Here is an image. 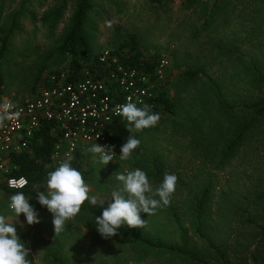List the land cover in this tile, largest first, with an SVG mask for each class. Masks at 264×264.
Masks as SVG:
<instances>
[{"label": "rangeland", "instance_id": "obj_1", "mask_svg": "<svg viewBox=\"0 0 264 264\" xmlns=\"http://www.w3.org/2000/svg\"><path fill=\"white\" fill-rule=\"evenodd\" d=\"M93 1L96 12L87 28L90 63L100 50H119L134 36L147 60L169 61L165 91L174 109L173 114L159 113L154 127L136 131L130 125L140 152L129 160H120L118 149L114 161L104 167L93 163L91 145L79 148L89 196L110 198L118 187L113 174L136 168L147 173L153 187L159 184L153 177L157 168L175 174V191L167 206L154 214L141 213L146 222L142 228L123 226L117 236L105 239L96 230L95 216L83 211L55 233L52 214L29 195L40 223L28 226L22 214L15 221L7 207L12 194L0 184V215L14 221L30 264H222L219 254L194 234L196 201L205 190L203 235L225 252L228 264H264L258 228L264 227L259 196L264 197V117L229 149L242 126L254 118L253 111L240 105L264 100V85L254 83L253 67L264 74V0H164L162 5L149 0ZM75 3L0 0L2 96L30 97L49 75L69 68L70 57L60 55L58 48ZM61 6L63 16L55 28L51 21L43 23L47 12ZM13 19L16 28L6 37L3 31L11 29ZM186 73L198 74L188 78ZM219 94L232 108L221 105ZM44 186L36 190L42 192ZM110 202L84 204L100 216Z\"/></svg>", "mask_w": 264, "mask_h": 264}, {"label": "built area", "instance_id": "obj_2", "mask_svg": "<svg viewBox=\"0 0 264 264\" xmlns=\"http://www.w3.org/2000/svg\"><path fill=\"white\" fill-rule=\"evenodd\" d=\"M123 59V53L102 49L90 68L78 73L69 68L57 71L30 97L11 99L0 93V184L4 189L16 192L28 186L25 178L10 176L15 170L10 157L28 151L44 125H50V133L57 138L52 165L58 166L69 157L71 162L76 160L82 145L112 146L111 127L117 122L128 124L116 114L117 105L142 102L157 111L169 61H152V70L147 72L145 67L126 66ZM113 151L117 156L118 149Z\"/></svg>", "mask_w": 264, "mask_h": 264}, {"label": "clouds", "instance_id": "obj_3", "mask_svg": "<svg viewBox=\"0 0 264 264\" xmlns=\"http://www.w3.org/2000/svg\"><path fill=\"white\" fill-rule=\"evenodd\" d=\"M138 103L142 104L129 101L117 105L115 112L136 131L154 127L160 115L153 112L149 105L138 106ZM139 144V139L129 135L120 148V160H129ZM113 148L93 143L88 152L94 164L105 167L117 157ZM113 176L118 187L111 192L110 198L97 200L89 196V186L82 173L72 166L70 157L48 172L44 191H37L36 198L37 203L52 214L55 233L65 230L66 222L81 211L85 201L92 206H103L106 201H111L101 215L94 218L96 230L102 238L117 236L123 226L142 228L146 222L141 219V213L154 214L157 209L167 206L177 182L175 174L165 173L158 186L153 187L147 173L139 168L117 171ZM30 199L23 191H16L7 204L9 211L16 217L15 221L22 214L28 226L40 223L38 212L29 203ZM28 255L29 250L17 235L14 221L10 222L5 215H0V264H30Z\"/></svg>", "mask_w": 264, "mask_h": 264}, {"label": "trees", "instance_id": "obj_4", "mask_svg": "<svg viewBox=\"0 0 264 264\" xmlns=\"http://www.w3.org/2000/svg\"><path fill=\"white\" fill-rule=\"evenodd\" d=\"M151 3L162 5L164 0H149ZM64 6L53 9L47 12L43 16V23L50 22V27L55 28L58 20L63 16ZM96 12V6L93 0H76L74 5L72 15L69 20V24L64 32L63 41L61 46L58 48V52L60 55H67L70 58L69 61V69L74 73H78L82 68H90V50H91V42L89 38V32L87 31L88 22L92 15ZM11 29L3 31V34L8 37L13 30L16 28L15 19L12 20ZM7 39H3L4 43L1 49L4 47ZM123 49H127V53L124 55L125 59L122 60V63L126 66L140 69L145 67V71L150 72L152 70L153 65L150 64L152 60H147L138 50L136 40L134 36H129L125 43L121 46L119 50H116L115 53L122 54ZM95 60L93 58L92 62ZM90 63V64H89ZM257 77L254 79V83L258 85H264V74L258 70L257 66H253ZM198 73H186L188 78H193ZM222 100L221 105L225 108H232L231 105L226 103L222 97V95H218ZM159 108L155 113H168L173 114L174 107L171 105L170 101L166 97V91H163L159 94L158 100ZM241 109H245L247 111H253L254 118L248 120L243 126L239 133V136L235 141H233L229 147L230 150L233 149L235 144L239 141V138L246 132V130L251 126L253 122L258 118L264 117V100L256 101L251 104H243L240 105ZM161 111V112H160ZM50 125H44L41 130L35 134L31 146L28 151L22 152L18 155H11L10 165L15 167V170L11 171L10 176L14 178L23 177L27 180L28 186L23 190L25 195H29L31 197H37L36 187L45 182L47 173L54 170L55 167L52 165V156L53 149L55 143L57 142V138L54 137L50 133ZM111 136L109 138L110 143L117 149H120L122 144L126 141L127 137L131 134L130 125L124 122H117L111 127ZM140 152L139 147L134 150V154L138 155ZM80 155L77 154L76 160L72 161L71 164L73 167L81 170L79 163ZM154 167V166H153ZM164 173L160 168L155 170L153 177L157 182H161L163 179ZM6 192L14 194L5 189ZM260 199L264 201L263 194L259 195ZM207 199V191L201 194L199 199L196 201L195 207V219H196V229L194 234L198 237V239L203 240L205 244L212 250L216 251L222 261V264H228L225 252L219 249L214 245L212 241L207 239L202 233V223L201 218L204 212L205 202ZM81 211L86 214H90L93 216H99L98 212L95 209L90 208L89 206L83 204L81 206ZM260 230V234L263 237L264 242V227H258ZM161 246V245H160ZM169 251H172L169 249ZM191 256H193L190 253ZM29 259V255H28ZM193 260L196 258L192 257ZM59 261L58 259H56Z\"/></svg>", "mask_w": 264, "mask_h": 264}]
</instances>
